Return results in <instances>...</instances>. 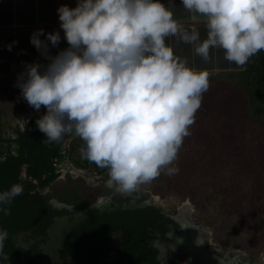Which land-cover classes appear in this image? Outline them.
Segmentation results:
<instances>
[{"label":"clouds","instance_id":"9594fccd","mask_svg":"<svg viewBox=\"0 0 264 264\" xmlns=\"http://www.w3.org/2000/svg\"><path fill=\"white\" fill-rule=\"evenodd\" d=\"M189 11L206 17L207 39L183 30L160 0H78L58 9L69 47L54 57L33 34L31 43L50 63L28 65L19 87L23 98L46 114L36 121L47 139L66 134L84 141L83 158L107 169V187L130 194L161 172H178L176 161L203 94L209 73L187 65L165 38L179 35L209 59L211 47L225 50L238 66L264 50V0H182ZM195 18V17H194ZM53 46L59 33L48 34ZM23 188L0 192L10 205ZM6 215L8 209L0 207ZM8 232L0 230V255Z\"/></svg>","mask_w":264,"mask_h":264},{"label":"flooded vegetation","instance_id":"af4514ba","mask_svg":"<svg viewBox=\"0 0 264 264\" xmlns=\"http://www.w3.org/2000/svg\"><path fill=\"white\" fill-rule=\"evenodd\" d=\"M40 110L47 111L5 120L4 143ZM71 140L72 134L63 138L58 156L49 157L59 173L51 183L29 178L28 163L22 165L19 176L34 186L22 183V194L0 206L8 209L0 211V230L8 232L0 264H262L209 241L185 209L164 207L141 188L121 194L107 187V169L74 164L72 157L85 159L75 151L85 146L71 148ZM81 179L89 187L78 185Z\"/></svg>","mask_w":264,"mask_h":264},{"label":"rangeland","instance_id":"374dc122","mask_svg":"<svg viewBox=\"0 0 264 264\" xmlns=\"http://www.w3.org/2000/svg\"><path fill=\"white\" fill-rule=\"evenodd\" d=\"M77 3L59 0V8ZM221 72L209 73L210 86L190 135L170 166L178 172L165 169L139 188L164 207L185 209L218 247L234 248L264 264V123L247 118L236 77ZM21 77L0 76V131L6 129L5 120L21 122L36 110L22 96ZM77 139L72 134L71 141ZM84 182L77 183L89 187Z\"/></svg>","mask_w":264,"mask_h":264},{"label":"water","instance_id":"95a60500","mask_svg":"<svg viewBox=\"0 0 264 264\" xmlns=\"http://www.w3.org/2000/svg\"><path fill=\"white\" fill-rule=\"evenodd\" d=\"M173 14L183 30L197 31L199 40L207 39L206 17L199 13L189 12L182 0H160ZM59 0H0V76L22 75L28 65L40 64L41 70L50 63L42 50L32 43L33 34L42 30L39 39L47 44L48 56L54 57L69 45L64 31L59 27ZM195 17V18H194ZM195 22L194 24H189ZM59 33L60 41L53 46L47 40L48 34ZM166 45L173 48L174 54L187 61L189 67L198 71L241 70L235 62L225 59V50L211 47L209 59L205 60L195 52V45L184 42L179 35L165 38Z\"/></svg>","mask_w":264,"mask_h":264},{"label":"trees","instance_id":"16d2710c","mask_svg":"<svg viewBox=\"0 0 264 264\" xmlns=\"http://www.w3.org/2000/svg\"><path fill=\"white\" fill-rule=\"evenodd\" d=\"M220 73L213 71L209 73ZM224 75L234 76L237 79L238 88L242 92L246 103V116L248 119L260 123H264V50H261L256 55L252 56L249 61L243 65L241 70L222 71ZM3 110L0 105V114ZM46 112L43 110L36 111L29 120L24 124L23 128H13L16 134L15 138H8V143H4L6 139L0 136V190L7 191L12 185L28 183L27 188H32L34 185L30 180H22L19 176L22 165L28 163V177L37 178L41 183H51L57 176L58 171L51 164L49 157L58 156L57 145L59 142H44L47 137L39 131L36 121L40 119ZM66 134L63 138L69 136ZM13 143V147L11 146ZM71 148L74 146H85L84 141L80 138L71 141ZM71 160L77 166H93L95 163L87 159ZM106 170V169H105ZM41 177L43 178L41 180ZM68 177H70L68 175ZM108 173L105 174V178ZM67 200L71 197L65 196Z\"/></svg>","mask_w":264,"mask_h":264},{"label":"crops","instance_id":"0c3cea01","mask_svg":"<svg viewBox=\"0 0 264 264\" xmlns=\"http://www.w3.org/2000/svg\"><path fill=\"white\" fill-rule=\"evenodd\" d=\"M195 22H190L189 24H194Z\"/></svg>","mask_w":264,"mask_h":264}]
</instances>
